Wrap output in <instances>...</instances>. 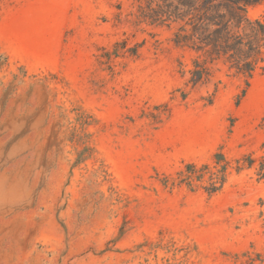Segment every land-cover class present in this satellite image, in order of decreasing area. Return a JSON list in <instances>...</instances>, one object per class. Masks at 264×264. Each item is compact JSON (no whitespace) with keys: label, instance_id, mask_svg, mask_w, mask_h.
Returning a JSON list of instances; mask_svg holds the SVG:
<instances>
[{"label":"rangeland","instance_id":"obj_1","mask_svg":"<svg viewBox=\"0 0 264 264\" xmlns=\"http://www.w3.org/2000/svg\"><path fill=\"white\" fill-rule=\"evenodd\" d=\"M145 4L0 0V264H264V57L194 84Z\"/></svg>","mask_w":264,"mask_h":264},{"label":"trees","instance_id":"obj_2","mask_svg":"<svg viewBox=\"0 0 264 264\" xmlns=\"http://www.w3.org/2000/svg\"><path fill=\"white\" fill-rule=\"evenodd\" d=\"M138 18L174 24L173 41L198 54L190 81L209 75L207 63L222 59L249 77L264 57V22L250 20L247 5L261 0H144ZM203 56L202 62L198 58ZM188 177L193 166H189ZM264 176V163L261 165ZM213 188V187H212Z\"/></svg>","mask_w":264,"mask_h":264}]
</instances>
